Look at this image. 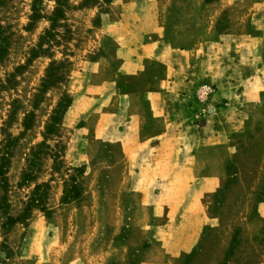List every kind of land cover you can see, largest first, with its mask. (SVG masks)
Here are the masks:
<instances>
[{"label":"rangeland","instance_id":"rangeland-1","mask_svg":"<svg viewBox=\"0 0 264 264\" xmlns=\"http://www.w3.org/2000/svg\"><path fill=\"white\" fill-rule=\"evenodd\" d=\"M205 1L0 0V264H264V0Z\"/></svg>","mask_w":264,"mask_h":264},{"label":"crops","instance_id":"crops-1","mask_svg":"<svg viewBox=\"0 0 264 264\" xmlns=\"http://www.w3.org/2000/svg\"><path fill=\"white\" fill-rule=\"evenodd\" d=\"M226 33L229 34L230 33V30H228ZM240 35H241V37H237L239 40H245V39L246 40L247 39L248 40H252V37H259V34H257L256 32H251L249 34V33H246L245 31H243V32H241ZM262 37H264V36H261V38ZM256 40H258V38ZM227 44L230 45L231 42L228 41ZM226 48H228V46L222 45V43H220V44L217 45V50L226 49ZM257 48H258V46H256V47H253L252 46L250 48H244V47H242L241 50L238 51V54L239 53L241 54V57L239 59H237L238 64L241 67L242 66L246 67V66L250 65L252 68L243 70L242 75H240L239 77H234L232 79L242 81V82H244V84L246 86H247L246 82L251 81V80H253V81L255 80V83H257L259 81H263V84H262V86L260 88V91H263L264 92V44H263V46H262L261 49L257 50ZM247 49H248L249 52L247 51ZM228 56H230V55L228 54ZM244 56H246V57L247 56L257 57L259 60L258 59H254V60L247 59ZM242 58H243V61H241ZM230 60L232 62H235V58H232ZM256 62H257V67L254 69L253 68V65H255ZM259 68H261V69H259ZM260 93L261 92H258V95H260ZM256 95H257V93H256ZM152 96H158V95L155 94V95H152ZM227 123H231L232 124L233 123V120H229L228 119V122ZM217 137L221 138L220 135H217ZM224 137H226V135H224ZM208 177L209 178H206L204 180V185L203 186H207V185L210 184L212 186V189H213L214 187H217L219 185V183L222 181V177H224V175L220 171L217 175H214L213 174V175H209ZM259 217L261 219H264V204H261L260 207H259Z\"/></svg>","mask_w":264,"mask_h":264},{"label":"trees","instance_id":"trees-1","mask_svg":"<svg viewBox=\"0 0 264 264\" xmlns=\"http://www.w3.org/2000/svg\"><path fill=\"white\" fill-rule=\"evenodd\" d=\"M52 1H54L56 3V8H55L51 18L49 19V22L51 23V28H52L51 30H54V28L59 27V22L64 20V18H65V10L67 9V0H52ZM217 1L218 0H206L205 3L211 4V3L217 2ZM40 3H41V0H34L33 7H32L33 12H34V15L32 17L33 23H35L41 19V16L39 13L40 12L39 11ZM49 35H51V34H49ZM6 43H7L6 37L0 32V58L7 52V47H6L7 44ZM55 77L56 76L54 73H50L48 75V80H46V84L44 85V88L51 86L52 83H54V81L56 79ZM66 104H67V102H66ZM64 107H66V105L62 104L60 106L58 113H56L57 116H55L52 119V124L47 129L48 134L52 133L54 126L57 124V122L59 120L58 115L60 114L61 109ZM24 127H25V129H29L30 125L26 123L24 125ZM7 149H8V147H7ZM7 157H8V153H5V157L2 159V166L0 168V173H3L4 170L6 169V166L8 164ZM77 171H78V173H81L82 169H79ZM31 178H32V175L27 174L26 179L30 180ZM76 192H77V188L75 186L72 187L71 190L68 192L67 196L65 197L64 201L76 199L78 197V195H76ZM40 200H41L40 198H33L31 201V204L32 205H40Z\"/></svg>","mask_w":264,"mask_h":264}]
</instances>
